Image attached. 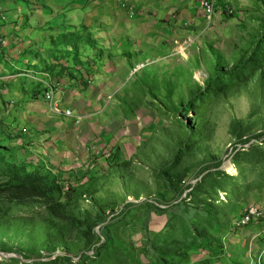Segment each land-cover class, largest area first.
Masks as SVG:
<instances>
[{
    "label": "rangeland",
    "instance_id": "1",
    "mask_svg": "<svg viewBox=\"0 0 264 264\" xmlns=\"http://www.w3.org/2000/svg\"><path fill=\"white\" fill-rule=\"evenodd\" d=\"M221 7L0 0V264H264V0Z\"/></svg>",
    "mask_w": 264,
    "mask_h": 264
},
{
    "label": "built area",
    "instance_id": "2",
    "mask_svg": "<svg viewBox=\"0 0 264 264\" xmlns=\"http://www.w3.org/2000/svg\"><path fill=\"white\" fill-rule=\"evenodd\" d=\"M219 0H197V6L198 10L206 20L210 21L215 12L219 9L221 12L224 10L226 15H232L233 10L231 8L227 7H221L217 9ZM0 14L2 22L6 23V17L2 13V10L0 8ZM1 32V27H0ZM63 90L64 87L61 83H55V84H46L45 91L43 93V101L47 103L49 109L53 113H61L64 117L67 118H75L73 114L71 113V110H62L60 111L59 105L54 100V95L56 92H59L60 90ZM74 119V121H75ZM26 130L23 128L22 132H25ZM260 223L262 226V230H264V205H250L248 206L245 211L237 216V218L233 222V228L235 229H243L249 225H252L254 223Z\"/></svg>",
    "mask_w": 264,
    "mask_h": 264
},
{
    "label": "trees",
    "instance_id": "3",
    "mask_svg": "<svg viewBox=\"0 0 264 264\" xmlns=\"http://www.w3.org/2000/svg\"><path fill=\"white\" fill-rule=\"evenodd\" d=\"M115 150H116L115 151V154L116 155H114V156L117 157V154L119 152V148L118 147H115ZM16 185H17L16 181L9 180L8 182H5V183L0 184V190H8V189H10V188H12V187H14ZM75 189H76V185L75 184H69L68 187H67V189H66V191L62 193V197L65 200L66 199H69L70 196H71V194L75 191ZM157 204L160 205V203H158V202H157ZM169 207L170 206L168 205V208ZM157 209H160V208L157 207ZM97 251H98V248L97 247H94L93 253L96 254Z\"/></svg>",
    "mask_w": 264,
    "mask_h": 264
},
{
    "label": "bare ground",
    "instance_id": "4",
    "mask_svg": "<svg viewBox=\"0 0 264 264\" xmlns=\"http://www.w3.org/2000/svg\"><path fill=\"white\" fill-rule=\"evenodd\" d=\"M225 168L227 169V174L229 175L233 176L237 173L235 165L231 162H227Z\"/></svg>",
    "mask_w": 264,
    "mask_h": 264
},
{
    "label": "crops",
    "instance_id": "5",
    "mask_svg": "<svg viewBox=\"0 0 264 264\" xmlns=\"http://www.w3.org/2000/svg\"><path fill=\"white\" fill-rule=\"evenodd\" d=\"M220 1V0H219ZM219 4L220 2H218V6H217V9L219 8ZM196 7H197V0H196ZM199 13V12H198Z\"/></svg>",
    "mask_w": 264,
    "mask_h": 264
}]
</instances>
